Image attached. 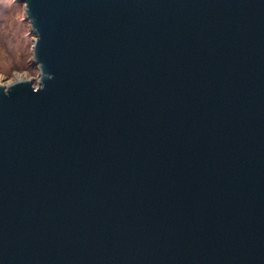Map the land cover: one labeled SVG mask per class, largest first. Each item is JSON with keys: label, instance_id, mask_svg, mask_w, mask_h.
<instances>
[{"label": "water", "instance_id": "obj_1", "mask_svg": "<svg viewBox=\"0 0 264 264\" xmlns=\"http://www.w3.org/2000/svg\"><path fill=\"white\" fill-rule=\"evenodd\" d=\"M16 2L0 264H264V0Z\"/></svg>", "mask_w": 264, "mask_h": 264}, {"label": "rangeland", "instance_id": "obj_2", "mask_svg": "<svg viewBox=\"0 0 264 264\" xmlns=\"http://www.w3.org/2000/svg\"><path fill=\"white\" fill-rule=\"evenodd\" d=\"M31 27L24 5L16 0H0V85L29 79L37 85L39 71L33 64Z\"/></svg>", "mask_w": 264, "mask_h": 264}]
</instances>
